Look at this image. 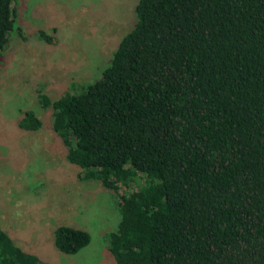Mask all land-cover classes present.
<instances>
[{
    "label": "trees",
    "instance_id": "obj_1",
    "mask_svg": "<svg viewBox=\"0 0 264 264\" xmlns=\"http://www.w3.org/2000/svg\"><path fill=\"white\" fill-rule=\"evenodd\" d=\"M15 4L0 0V57ZM132 13L94 82L37 97L78 178L119 199L107 252L115 264H264V0H136ZM16 126L40 122L24 111ZM52 236L66 255L90 240L67 226ZM0 264L50 262L0 229Z\"/></svg>",
    "mask_w": 264,
    "mask_h": 264
},
{
    "label": "rangeland",
    "instance_id": "obj_2",
    "mask_svg": "<svg viewBox=\"0 0 264 264\" xmlns=\"http://www.w3.org/2000/svg\"><path fill=\"white\" fill-rule=\"evenodd\" d=\"M14 1L13 30L0 57V229L22 252L50 264H115L106 236L119 221V199L78 178L81 171L65 160L51 131V108L37 97L54 101L69 87L94 82L133 23L136 0ZM24 111L39 119L38 130L16 126ZM57 226L85 231L88 245L71 255L57 251Z\"/></svg>",
    "mask_w": 264,
    "mask_h": 264
}]
</instances>
